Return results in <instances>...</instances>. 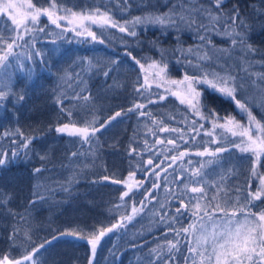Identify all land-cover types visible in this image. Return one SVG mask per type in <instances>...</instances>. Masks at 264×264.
Returning a JSON list of instances; mask_svg holds the SVG:
<instances>
[{"label": "snow or ice", "instance_id": "snow-or-ice-1", "mask_svg": "<svg viewBox=\"0 0 264 264\" xmlns=\"http://www.w3.org/2000/svg\"><path fill=\"white\" fill-rule=\"evenodd\" d=\"M45 3L47 6L44 4L36 6L31 0H24V3L19 5L14 0L0 3V13H8V19L11 21L10 25L7 21H0V108L5 107L10 97H15V103H22L26 98L24 90L14 89L8 73L9 68L15 66L23 68L24 60L34 63L35 57L41 58V63H46L44 59L46 55L58 54L57 49H53L50 53L37 49L35 47L38 41L37 33L56 35L64 39L65 35L71 32L76 37H90L91 41L104 44V34L110 29H116L126 36L136 38L138 27L145 30L148 27H156L162 34L174 30L178 41L179 33L194 31L200 41L193 48L178 47L174 50L183 57V60L177 59V62L184 63L192 69L190 73L186 71L182 79H173L168 75V63L164 60L163 53L159 61L146 59L144 62L132 56L131 52L126 53L132 57L143 74V83H140L138 78L137 84L134 85L141 99H146L147 104H155L164 101L168 96L175 97L180 105L186 106L191 116L185 115L180 121L185 124V128H170L163 120L152 119V124L156 127H148L147 130L153 136L156 135L157 130L177 135L164 139L157 138L154 141V144L165 145L156 152V155L174 152L170 157L165 155V159L170 160L166 167L162 168L163 161L154 162L152 157L147 159V167L138 165L145 175L155 177L151 187L142 193V200L137 203L132 195L134 188L139 191L144 185L143 179H135V171H130L126 180L105 175L101 177L102 180H110L112 184H123L126 189L119 197L120 202L113 205L117 219L109 224L93 226L87 232L73 228L61 235L86 240L94 258L105 236L120 229H127L128 224L138 216L142 220L145 213H150L154 222L163 226L166 231L164 243H157L156 247L149 249L148 255L144 258L146 264H181V262L182 264H264V208L259 212L252 211L253 208L264 205V172L258 171V168H264L262 162L264 117L257 119L254 115L255 108L264 110V54H261L260 59L257 60L258 50L248 42V33L252 28L248 18L241 14L237 6L225 10V0H211L210 6L201 3V0H178L172 3L166 12L147 11L123 21L115 18L111 9V0L108 4L80 12L64 7L62 0H50V2L45 0ZM116 4L121 12H127L131 7L130 0H116ZM42 16L61 31L59 33L46 31L47 24L41 23ZM61 21L65 23L62 25ZM92 26H96L99 32L94 31ZM214 36L227 40L229 47L219 48L212 39ZM51 43L55 44L56 40H52ZM25 49L27 51H24ZM256 65H260L261 71H256ZM108 74V71L104 72L105 76ZM28 75L31 76V70ZM75 75L78 81L77 88L79 84L86 83L80 79L79 73ZM61 79L70 78L65 76ZM153 85L157 89H163V92L152 93ZM201 85L204 88H200ZM69 87L72 85L69 84ZM205 89L218 93L232 102L241 119L246 118V122H241V119H237L232 114L221 116L215 109L208 107L202 99ZM250 90L252 94H249ZM86 93V88H81L79 91L73 88L71 93H61L56 97V102L60 105V113L66 115L67 122L57 124L55 132L78 137L79 141H70V143L79 142L81 147L87 144L89 149L71 151L68 164L61 163L60 166L71 167L75 164L79 171L73 168L72 175L62 183L56 182L59 184L58 189H49L51 191L59 190L71 194L72 185L78 182L80 174L89 166L86 159L85 162H81L79 158L94 155V146L98 143L96 133L107 129L122 114L137 112L139 116L147 115L151 118L150 112L143 111L146 107L145 103L134 102L126 111L124 109L115 111L103 123H100L95 116L91 120L84 119L77 122L72 109L89 107L91 97ZM153 96L156 99H153ZM65 99L84 103L82 106L80 104L65 106ZM170 118L175 119L174 116ZM202 122L211 124V128L206 129ZM217 129L221 131L217 132ZM202 130L204 136L211 137V140L205 143L223 145L215 150L204 147L194 152L199 157L216 158L208 160L209 165L220 162V154L230 150L228 145L242 154L250 155V179L246 182V191L243 195H240L242 191L240 188L232 191L226 184L225 175H220L219 180L213 179L212 173L204 171L203 163L195 168H185L183 163H177L190 154L188 149L180 150L181 145L177 141H183L184 144H189L190 140L194 142L201 135ZM192 133L194 135H191ZM17 136L20 138L19 142L15 139ZM3 137L9 138L10 143L16 147L10 152L0 151V168L15 162L21 153L26 160L31 159L34 150L30 145L37 138L36 136L27 135L17 127L15 130L5 131ZM144 144L146 150L153 151L147 140ZM167 145L173 147L168 148ZM129 149V155L137 152L131 144ZM35 155L44 163L32 170L33 179L37 183L33 186L32 195L24 211L12 208L10 205L13 197L0 192V209L13 219L8 235L9 248L6 252L0 253V264H43L38 254L52 242L43 240L37 244L32 238L29 224L34 206L45 199L44 194L39 191L42 187L40 174L51 171L47 166L49 161L47 153H35ZM187 163L191 165L193 162L188 160ZM174 166L179 171H176ZM168 168H174L171 181L167 175H161V172L167 173ZM228 173L232 174L233 170L229 169ZM47 179L49 178L45 177V180ZM253 180L257 181L255 188H253ZM161 189L165 194L162 199L158 195H153V192ZM257 201L260 204H256ZM170 212L172 215H169ZM185 216L189 221L187 225L184 222ZM169 233L172 234L171 239L168 238ZM14 251L18 254L14 255ZM88 264H93V260L89 259Z\"/></svg>", "mask_w": 264, "mask_h": 264}, {"label": "trees", "instance_id": "trees-1", "mask_svg": "<svg viewBox=\"0 0 264 264\" xmlns=\"http://www.w3.org/2000/svg\"><path fill=\"white\" fill-rule=\"evenodd\" d=\"M2 2H7V0H0V3ZM14 2L19 5L24 3V0H14ZM31 2L36 6L41 4L47 6L45 0H31ZM176 2L178 0H143V2L142 0H130V9L127 12H121L116 0H111V9L115 18L123 21L142 15L147 11L166 12L171 4ZM62 3L64 7L80 12L81 10L87 11L94 6L108 4L109 0H62ZM201 3L210 6L211 0H201ZM233 6H237L241 14L248 18L252 25L248 33V42L258 50L256 58L259 60L261 54H264V0H225V10H231ZM0 21H7L9 25L11 24L8 13H0ZM41 23L47 24L46 31L52 30L53 33L61 31L48 23L46 17H41ZM60 23L63 25L65 22L61 21ZM92 27L94 31L99 32L96 26ZM137 32L138 37L133 38L116 29H110L104 34V44L93 42L90 37H76L71 32L67 33L64 39H60L56 35L37 33L38 41L35 47L45 53L57 49L58 54L46 55L44 58L46 63H41V58L35 57L34 63L24 60L23 68L15 66L8 69L14 89L16 91L24 90L26 98L22 103H15V97H10L5 107L0 108V151L10 152L13 147H16L10 143L9 138L3 137L5 131L15 130L19 127L25 134L37 138L30 145V148L34 150L30 160H26L21 153L15 162L0 168V192L13 197L10 205L12 208L24 211L32 195L33 186L37 183L33 179L32 170L44 163L35 153H47L49 157L47 166L51 171L40 174L42 187L39 189L45 199L34 206L29 219L32 238L37 244L43 240L52 241L38 254L43 264H88L89 259L93 260V264H138V262L146 264L144 258L148 255L149 249L156 247L157 243H164L166 229L154 222L150 213H145L142 220L138 216L128 224L127 229H120L105 236L98 246L94 258L91 256L90 245L86 240L61 235L73 228L83 229L87 232L93 226L109 224L117 219L113 205L120 202L119 197L126 189L123 184H112L110 180H102L101 177L105 175L126 180L129 172L135 171V179H143L144 185L139 191L134 188L132 195L137 203L142 200V193L151 187L155 177L145 175L138 165L147 167L146 161L152 157L154 162L163 161L162 168L166 167L170 160H166L165 155L170 157L174 152L156 155V152L165 145L154 144V141L157 138L164 139L177 135L157 130L156 135L153 136L147 130L148 127H156L152 124V119L163 120L164 124L170 128H185V124L180 121L185 115L191 116L186 106L180 105L175 97L168 96L164 101L155 104H147L146 99H141L140 94L135 91L134 85L137 84L138 78L139 82L143 83V74L132 57L126 53L131 52L132 56L142 62L146 59L159 61L163 53V58L168 63V75L173 79H182L185 72L190 73L192 69L184 63L177 62V59L183 60V57L174 50L178 47L193 48L199 44L200 41L195 32L179 33V41L174 30L162 34L156 27H148L146 30L138 27ZM212 39L219 48L229 47V42L225 39L218 36H214ZM52 40H56V43H51ZM112 61H116V63H112ZM29 70H31V76L28 75ZM105 71H108V76L104 75ZM256 71H261L260 65H256ZM76 73H79L80 79L86 82L79 84L78 88L76 87L78 83ZM65 76L70 79H61ZM69 84L72 87H69ZM199 87L204 88L202 85ZM73 88L76 91L86 88V94H90L91 97L89 107L72 109L77 122L84 119L91 120L95 116L100 123H103L115 111L121 109L126 111L134 102L145 103L146 107L143 111L150 112L151 118L147 115L139 116L137 112L122 114L107 129L96 133L98 143L94 146L95 153L87 158H79L81 162H85L86 159L89 166L80 174L78 182L72 185V191L69 194L49 189H58L59 184L56 182H64L72 175L73 168L79 171L75 164L71 167L62 168L60 166L61 163L68 164L71 151L89 149L87 144L81 147L79 142L70 143V141H79L78 137L58 134L54 130L57 124L67 122L66 115L60 113V105L57 104L56 97L61 93H71ZM151 92L162 93L163 89H157L153 85ZM153 99L156 97L153 96ZM202 99L208 107L215 109L221 116L232 114L237 119H241L235 105L218 93L205 89ZM83 103V101L64 100L65 106L73 104L82 106ZM254 115L257 116V119H261L264 117V111L257 107L254 109ZM172 116L175 119L170 118ZM241 122H246V118L241 119ZM202 123L205 124L206 129L211 128V124ZM220 131L217 129V132ZM186 138L188 137L186 136ZM15 139L18 142L20 140L18 136ZM145 140L153 147V151L145 149ZM210 140L211 137L204 136L202 130L201 135L194 142L190 140L189 144H184L183 141H177L181 145L180 150H190V154L185 156L183 161L177 163H183L185 168H195L204 163L206 159H216L207 156L199 157L194 154L196 150H202L204 147L215 150L223 146L222 144L205 143ZM130 144L137 149V152L131 155H129ZM228 146L230 150L220 154V162L213 163L212 169L215 170L216 179L219 180L220 175H225L227 177L226 184L232 191L240 188L242 190L240 195H243L246 191V182L250 179L251 157L249 154H242L236 148ZM167 147L172 148L173 146L167 145ZM244 156L250 159L249 165H243L242 158ZM188 160L193 163L189 165ZM174 168H168L167 173L161 172V175H167L171 181ZM229 169L233 170L232 174L228 173ZM175 170L179 171L178 168ZM157 171L161 170L157 169ZM262 172H264V168H262ZM45 177L49 179L45 180ZM93 180L97 182L93 183ZM256 183L257 181L253 180V188ZM153 195H158L162 199L165 194L161 189L153 192ZM255 203L260 204L259 201ZM261 208H264V205H261L260 208H253L252 211L259 212ZM169 215L172 213L170 212ZM184 222L185 225L189 222L187 216H185ZM12 223V217L0 209V253L6 252L9 248L8 235ZM168 238H172L171 233L168 234ZM13 254L17 255L18 253L14 251Z\"/></svg>", "mask_w": 264, "mask_h": 264}, {"label": "rangeland", "instance_id": "rangeland-1", "mask_svg": "<svg viewBox=\"0 0 264 264\" xmlns=\"http://www.w3.org/2000/svg\"><path fill=\"white\" fill-rule=\"evenodd\" d=\"M249 94H252V90L249 91ZM263 111H264V110H263ZM208 160H210V159H206V160L204 161V163H203V164L205 165L204 171L212 173V178H213V179H216V177H215L216 173H215V172L213 171V169H212V164L209 165V164L207 163ZM242 161H243V165H244V166L250 164V159H249V158H246L245 156L242 158ZM262 162H264V158H262ZM258 171H262V168H258ZM216 180H218V179H216Z\"/></svg>", "mask_w": 264, "mask_h": 264}]
</instances>
